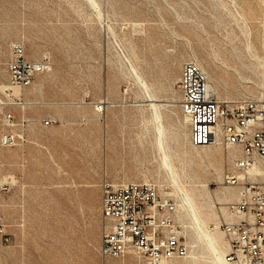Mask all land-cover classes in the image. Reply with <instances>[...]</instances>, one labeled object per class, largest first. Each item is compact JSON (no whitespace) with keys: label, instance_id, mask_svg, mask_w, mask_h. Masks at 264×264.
I'll list each match as a JSON object with an SVG mask.
<instances>
[{"label":"rangeland","instance_id":"1","mask_svg":"<svg viewBox=\"0 0 264 264\" xmlns=\"http://www.w3.org/2000/svg\"><path fill=\"white\" fill-rule=\"evenodd\" d=\"M263 17L264 0H0V264H101L104 180L156 182L176 200L188 254L167 264H224L208 232L219 221L226 258L239 188L224 175L239 151L192 145L180 76L194 61L219 99L264 96ZM16 41L50 62L25 108L2 104ZM3 112L32 118L14 128L27 141L1 144Z\"/></svg>","mask_w":264,"mask_h":264},{"label":"built area","instance_id":"2","mask_svg":"<svg viewBox=\"0 0 264 264\" xmlns=\"http://www.w3.org/2000/svg\"><path fill=\"white\" fill-rule=\"evenodd\" d=\"M49 65L46 59L30 60L25 43L13 42L8 60L9 84L2 89L7 101L2 104L25 108L26 89ZM180 90V107L188 119L192 145L220 142L239 151L232 170L224 175L228 186L239 188V198L228 204L236 219L223 224L229 245L226 258L234 264H264V96L221 100L210 88L206 72L194 61L182 66ZM3 117L9 130L3 134L1 144L13 146L27 141L26 133L14 128H24L32 118L24 115L17 119L13 112H3ZM37 121L41 126H51L57 120L46 117ZM10 188V183L0 178V189ZM101 189V264H167L187 256L179 205L156 182L104 180Z\"/></svg>","mask_w":264,"mask_h":264},{"label":"bare ground","instance_id":"3","mask_svg":"<svg viewBox=\"0 0 264 264\" xmlns=\"http://www.w3.org/2000/svg\"><path fill=\"white\" fill-rule=\"evenodd\" d=\"M263 22H264V20H263ZM247 33V32H246ZM249 35V34H248ZM247 35V36H248ZM250 36V35H249ZM264 40V39H263ZM251 44H250V42H248V47L250 46ZM264 45V44H263ZM138 78H140V77H138ZM143 81V80H142ZM144 83V82H143ZM142 83V84H143ZM146 85H148V83H146ZM4 85H1V87H3ZM148 88V87H147ZM210 88H213V86L210 84ZM146 89V88H145ZM160 105V104H159ZM161 129V128H160ZM164 131H165V129L162 127V129H161V133H160V137H164ZM217 144H221L220 142H217V143H215V144H211V145H217ZM207 146H210V145H207ZM201 147H205V146H201ZM236 150H237V148H230V150L228 151V155L230 156V157H234L235 156V152H236ZM219 154L222 156H224V150H220L219 151ZM170 167H172L171 165H170ZM236 193L235 192H233V191H225V192H223V196H222V198H223V200H230V199H235V197H236ZM190 197H191V199L194 201V202H196L197 200L195 199V197H194V194H191L190 195ZM209 206V204L207 203V202H202V204H201V210H202V212L204 211V210H206L207 209V207ZM208 215H211L213 218H217L218 216H217V213H216V211L215 210H212V212H209L208 213ZM201 218H202V220L204 219L202 216H201ZM215 223L217 224V227H216V231H209L208 232V235H209V239H210V241L214 244V246L216 247V246H219V249L218 250H216V252L217 251H219V254L218 255H220L219 257H220V259L222 260V262L224 263V264H231L226 258H224V252H225V250H224V245H223V237H222V235L219 233V231H217L218 230V224H219V221H215ZM197 230V229H196ZM208 230V229H207ZM201 233V232H200ZM207 235V236H208ZM200 238V237H199ZM191 242L192 243H195L196 242V239L194 238V236H192L191 237ZM215 248V249H216ZM217 255V256H218ZM218 258V257H217ZM219 259V258H218ZM213 260H215V259H213ZM216 261V264H219L218 263V261H217V259L215 260ZM221 264V263H220Z\"/></svg>","mask_w":264,"mask_h":264},{"label":"crops","instance_id":"4","mask_svg":"<svg viewBox=\"0 0 264 264\" xmlns=\"http://www.w3.org/2000/svg\"><path fill=\"white\" fill-rule=\"evenodd\" d=\"M264 18V17H263Z\"/></svg>","mask_w":264,"mask_h":264}]
</instances>
